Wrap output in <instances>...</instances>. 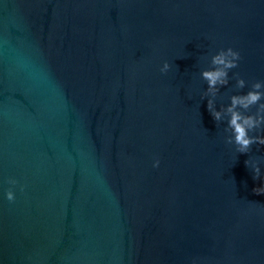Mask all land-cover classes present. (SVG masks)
Wrapping results in <instances>:
<instances>
[{
	"label": "water",
	"instance_id": "95a60500",
	"mask_svg": "<svg viewBox=\"0 0 264 264\" xmlns=\"http://www.w3.org/2000/svg\"><path fill=\"white\" fill-rule=\"evenodd\" d=\"M229 47L217 110L264 81V0H0V264H264V145L200 75Z\"/></svg>",
	"mask_w": 264,
	"mask_h": 264
},
{
	"label": "clouds",
	"instance_id": "9594fccd",
	"mask_svg": "<svg viewBox=\"0 0 264 264\" xmlns=\"http://www.w3.org/2000/svg\"><path fill=\"white\" fill-rule=\"evenodd\" d=\"M241 59L240 53L232 48L221 49L215 55L211 56L210 67L201 72V78L206 82L207 89L204 97H208L207 110L218 123L227 117L226 132L230 135L226 137V143L235 145L236 152L248 153L254 144L264 145V135H251L262 129L264 126V81H256L251 84L250 89L244 94H235L230 97V103L227 106H221L217 110L215 98L221 87L228 86L230 70L238 67V61ZM170 68L168 62H164L160 71L166 73ZM235 87L244 89L246 81L237 74L235 77ZM255 107V112L250 110ZM251 163L253 178L261 177L260 167L249 160L245 161L248 167ZM159 166V160H156L153 167ZM9 184L16 185L15 179H9ZM23 190V189H21ZM257 195L264 194V184L253 189ZM6 199L9 202L15 200V193L9 189L6 192Z\"/></svg>",
	"mask_w": 264,
	"mask_h": 264
}]
</instances>
